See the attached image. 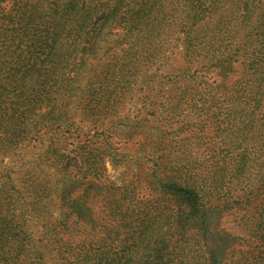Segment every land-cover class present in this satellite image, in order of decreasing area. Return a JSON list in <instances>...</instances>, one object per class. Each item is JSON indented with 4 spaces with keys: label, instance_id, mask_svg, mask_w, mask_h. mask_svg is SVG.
Here are the masks:
<instances>
[{
    "label": "trees",
    "instance_id": "16d2710c",
    "mask_svg": "<svg viewBox=\"0 0 264 264\" xmlns=\"http://www.w3.org/2000/svg\"><path fill=\"white\" fill-rule=\"evenodd\" d=\"M49 1L0 0V153L16 154L31 137L28 143L45 147L42 161L53 162L55 170L50 182L25 172L17 188L5 172L12 192L4 193L3 202L21 203L12 224L6 216L14 209L0 206V264H46L48 255L62 264H188L196 257L181 238L193 228L203 264H264V0ZM166 7H181L182 24L189 23L187 48L223 80L210 86L220 92V103L214 91L206 101L221 106V133L239 129L241 145L251 147L235 157L214 155L201 174L181 159L168 160L169 154L156 157V165L170 170L157 180L159 198L169 195L187 211L182 222L183 212L172 203L173 220L162 231L153 217L161 205L132 203L128 188L115 193L100 180L96 155L83 154L86 145L66 154L54 136L70 120L63 107L103 104L114 85L109 77H119L116 86L124 82L123 71L135 68L138 45L160 34ZM113 34L119 35L116 44L130 38L138 43L135 54L115 55L109 46ZM200 39L197 49L193 41ZM48 122L51 128L57 123L53 133L46 131ZM226 158L230 168L223 167ZM221 173L235 181V197L224 191ZM28 212L50 218L37 242L24 230L27 221H20ZM232 212L240 216L239 234L212 229ZM68 235L80 243L68 244Z\"/></svg>",
    "mask_w": 264,
    "mask_h": 264
},
{
    "label": "rangeland",
    "instance_id": "374dc122",
    "mask_svg": "<svg viewBox=\"0 0 264 264\" xmlns=\"http://www.w3.org/2000/svg\"><path fill=\"white\" fill-rule=\"evenodd\" d=\"M48 3L44 6L49 7ZM166 8L167 16L165 17L164 12V18L159 19L160 25L163 24L160 34H154L153 38H146L138 45L137 59L134 58L137 64L135 63L133 70L123 71L121 80L124 82L116 86L115 83L120 81L119 77H109L114 85L107 89L103 97L107 100L103 104H92L89 107L84 104H69L63 107L62 110L68 113L70 120L54 136L56 143L64 145L63 153L66 154L74 151L78 153L79 147L86 145L83 154L96 155L100 180L105 185H113L115 193L128 188L133 194L132 203H148L152 208L157 203L161 205L162 209L156 210L153 217L164 226L162 231L173 220L170 212L172 203H176L183 212L180 214L182 222H185L187 211L178 200L169 195L159 198L162 183L157 180L164 179V175H169L170 170L166 169L165 172V166L156 165L160 162L156 157L169 154L168 160L181 159L182 166L193 167L201 174L204 173L202 167L208 166L214 155L235 157L251 147V143L241 145L238 140L239 129L232 130V134L221 133L226 126L222 111L218 109L221 106L206 101L214 91L216 102L220 103V92L212 90L210 86L223 80L218 74L204 69L202 58L196 56L195 50L187 48L185 33L189 23L182 24L184 15L180 13L181 7ZM118 38V34L109 37V46L115 55L123 58L128 50L134 55L138 43L130 38V42L116 44ZM193 42L198 49V44L203 41L200 39ZM187 68L189 72L186 71ZM103 105L109 107L108 112ZM56 127L57 123L51 128V122H48L47 133H53ZM30 138H26L16 154L1 156L3 154L0 153V206L14 209L13 216H9L11 212L6 216L10 224L17 220L21 202L16 198L6 201L9 204L3 202L6 198L4 193L12 192V188L6 185L7 182L5 184V172L11 177L13 187L17 188L21 186L25 172L34 174V178L38 180L50 182L53 177L48 176H52L55 171L53 162L42 161L48 156L44 154L45 147L37 145L34 148L35 142L28 143ZM228 162L226 158L224 168H230ZM154 164L156 167L153 169ZM253 175L254 171L251 179ZM221 176L224 178L221 183L224 191L230 192L228 197H235L231 192L235 181L228 182L225 173H221ZM100 204L101 202L97 205ZM28 213L26 219L21 217L20 221H27L24 230L37 242L43 239L45 223L50 218L43 213L42 216ZM239 217L235 212L223 215L216 219L212 229L239 234ZM51 218L58 219V212L53 211ZM196 230L197 228H193L188 236L181 238L187 241L183 244L184 247L192 248L193 254L190 257H196L188 264H203V247L193 243L191 236ZM69 236L68 244L76 246L80 243ZM54 245L56 248L57 244ZM50 250L52 252L53 249ZM139 255L134 257L137 259ZM47 258L46 264H62L56 257L48 255Z\"/></svg>",
    "mask_w": 264,
    "mask_h": 264
}]
</instances>
